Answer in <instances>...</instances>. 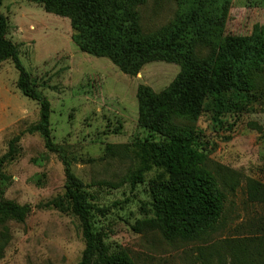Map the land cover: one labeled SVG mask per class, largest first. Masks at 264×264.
Returning <instances> with one entry per match:
<instances>
[{
    "label": "rangeland",
    "instance_id": "obj_1",
    "mask_svg": "<svg viewBox=\"0 0 264 264\" xmlns=\"http://www.w3.org/2000/svg\"><path fill=\"white\" fill-rule=\"evenodd\" d=\"M174 0H146L137 7L145 35L177 17ZM7 39L14 43L35 90L51 104L54 143L63 147L91 204L95 233L111 253L124 251L134 264H264V202H251L249 180L264 185V71L256 90L217 116L209 103L191 123L195 149L204 155L226 201L221 217L194 238L169 240L153 209L151 184L169 175L153 169L132 184L140 165L138 144L162 141L139 120L141 87L159 95L181 73L177 64L153 62L137 76L109 59L82 52L69 18L30 0H5ZM264 28V0H232L226 35L250 38ZM18 72L0 66V157L12 139L40 121V106L17 89ZM184 122V121H182ZM185 124H187L185 122ZM19 157L4 167L10 179L0 202L30 209L24 221L0 225V264H79L86 245L82 226L65 199V168L38 134L23 136ZM55 202L63 209H55Z\"/></svg>",
    "mask_w": 264,
    "mask_h": 264
},
{
    "label": "trees",
    "instance_id": "obj_2",
    "mask_svg": "<svg viewBox=\"0 0 264 264\" xmlns=\"http://www.w3.org/2000/svg\"><path fill=\"white\" fill-rule=\"evenodd\" d=\"M4 1L0 0V66L13 63L18 72L17 89L39 104L40 121L12 139L8 152L0 157V192L10 182L4 167L19 157L23 136L40 135L46 150L58 155L65 168L64 197L81 223L86 245L79 264H134L124 251L111 253L101 234L94 231L92 212L102 210L91 204L66 150L54 143L51 104L35 90L18 47L7 39L8 19L1 12ZM30 1L50 14L69 18L79 49L109 59L126 75L137 76L153 62L180 66V75L163 93L139 89L140 124L163 139L138 144L140 165L131 181L141 184L153 169L162 170L169 180L161 177L153 181L151 193L165 236L169 240L190 239L204 232L223 214L226 197L205 156L195 149L197 133L191 123L205 105L210 103L221 116L256 90V79L264 71V28H257L250 38L228 37L232 0H174L179 8L176 19L152 35L142 32L137 11L146 0ZM247 194L251 202L263 203L264 185L249 180ZM52 206L63 209L57 202ZM29 212L27 206L2 201L0 225L8 219L22 222ZM3 240L0 238V253Z\"/></svg>",
    "mask_w": 264,
    "mask_h": 264
}]
</instances>
